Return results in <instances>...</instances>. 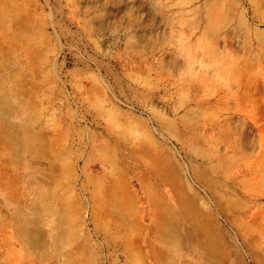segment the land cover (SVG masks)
Here are the masks:
<instances>
[{
    "label": "rangeland",
    "instance_id": "1",
    "mask_svg": "<svg viewBox=\"0 0 264 264\" xmlns=\"http://www.w3.org/2000/svg\"><path fill=\"white\" fill-rule=\"evenodd\" d=\"M0 264H264V0H0Z\"/></svg>",
    "mask_w": 264,
    "mask_h": 264
},
{
    "label": "bare ground",
    "instance_id": "2",
    "mask_svg": "<svg viewBox=\"0 0 264 264\" xmlns=\"http://www.w3.org/2000/svg\"><path fill=\"white\" fill-rule=\"evenodd\" d=\"M129 141H132V142H134L135 141V139H133V138H129ZM148 196V195H147ZM152 196H154V195H152ZM152 199V197L151 196H148L147 197V201H150ZM153 200V199H152ZM152 204H153V208H155L156 210H158L159 209V207H160V205H159V203H158V201H156V200H154L153 202H152ZM130 218H132L131 216H130ZM165 235L166 234H163V236L160 238L159 236H158V238L159 239H161L163 242H165L166 244H170V243H168V241L167 240H165V239H168V238H166L165 237ZM168 237V236H167ZM165 238V239H164ZM170 240V239H169Z\"/></svg>",
    "mask_w": 264,
    "mask_h": 264
}]
</instances>
